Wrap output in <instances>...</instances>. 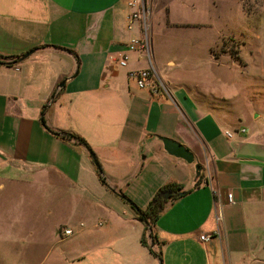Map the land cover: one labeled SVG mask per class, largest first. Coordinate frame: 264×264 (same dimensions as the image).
<instances>
[{"label": "crops", "instance_id": "crops-1", "mask_svg": "<svg viewBox=\"0 0 264 264\" xmlns=\"http://www.w3.org/2000/svg\"><path fill=\"white\" fill-rule=\"evenodd\" d=\"M128 1L0 0V165L7 170L0 174V238L12 243L13 194L35 187L43 200L49 189L58 192V212H67L58 214V230H72L66 236L105 225L72 240L57 264L159 263L141 243L144 226L134 210L102 185L84 144L55 134L65 132L87 142L107 184L141 209L163 186L188 191L168 199L156 221L162 264H264L261 114L228 109L233 94L208 102L196 86L168 76H159L168 94L138 88L128 72L155 68L149 42L158 17L152 13L148 52H128L120 67L126 44L141 36L138 23L128 28ZM161 137L184 145L194 162L166 152ZM120 209L133 215L123 218ZM79 213L103 221L73 230ZM216 229L219 238L199 239Z\"/></svg>", "mask_w": 264, "mask_h": 264}, {"label": "rangeland", "instance_id": "rangeland-1", "mask_svg": "<svg viewBox=\"0 0 264 264\" xmlns=\"http://www.w3.org/2000/svg\"><path fill=\"white\" fill-rule=\"evenodd\" d=\"M140 2L146 9L147 36L152 13L158 17L153 18L149 47L160 77L185 80L197 87L198 97L205 93L212 103H220L221 95L233 94L234 104L229 101L226 107L244 114L260 113L259 120L264 125V0ZM164 15L169 26L165 25ZM170 18L175 24L170 23ZM168 60L174 63L167 64ZM4 168L0 165V174L7 171ZM22 188L11 198L12 243L0 238V264H57L65 250L71 248L72 240L85 233L101 232L105 226L66 236V226L58 230V214H67L58 212V192L45 189L42 200L33 190L35 187ZM127 210L118 212L121 217L130 218L133 213ZM81 216L74 215L68 226L78 229L81 222L92 227L103 221L100 216L94 221ZM109 245L105 242L100 248ZM158 264H162L160 259Z\"/></svg>", "mask_w": 264, "mask_h": 264}, {"label": "built area", "instance_id": "built-area-1", "mask_svg": "<svg viewBox=\"0 0 264 264\" xmlns=\"http://www.w3.org/2000/svg\"><path fill=\"white\" fill-rule=\"evenodd\" d=\"M128 6L132 9L128 17V28L131 29L134 24L138 23L141 36L133 37L126 44V52L120 56V59L118 61L120 67H127L129 60L128 52H148V36L145 23L146 9L144 8V5L141 4L140 0H129ZM128 77L136 82L138 88L148 90L151 94H158L160 92H165L166 94H168L166 86L164 85L156 69L152 65L145 69L130 70L128 72ZM226 134L228 137H232V133L227 132ZM227 197L228 201L232 203V194H228ZM221 218L222 217L219 213L216 214L215 219L217 222H219ZM71 233L72 230L70 228L64 230L65 235H70ZM219 237V229H216L212 232L201 234L199 236V239L203 242H209L212 239Z\"/></svg>", "mask_w": 264, "mask_h": 264}, {"label": "trees", "instance_id": "trees-1", "mask_svg": "<svg viewBox=\"0 0 264 264\" xmlns=\"http://www.w3.org/2000/svg\"><path fill=\"white\" fill-rule=\"evenodd\" d=\"M59 48H61V47H59ZM61 49H64V48H61ZM68 51L74 55V57L77 60V63L79 64V58H78L77 54L74 51H71V50H68ZM20 58L21 57H19L17 59H20ZM0 62H1V59H0ZM16 62H18V60H14V61L9 62V63L14 64ZM42 123L44 124L45 122L42 120ZM55 134L56 135L61 134V136L62 135L63 136L68 135L70 137L77 139L78 141H80V143L84 144L87 147V149L90 151V155H91L92 159H93V157H95L94 153L91 151L90 146L80 136H77L75 134H68L65 132H60V133L55 132ZM96 172H97L98 179L102 183V185H104L111 193L120 197L122 200H124L126 203H128L131 206V208L134 210L137 220L140 221L142 223V225L144 226V230H143L142 235H141L142 245L144 247H146L150 252H152L156 257H158L161 260L160 251L154 250V245H156L158 243L157 236H156L155 231H154L156 221L160 217V214L162 213L164 206H165L166 202L168 201V199L177 198L180 195L188 193V191H185L183 189V187L178 186V185H174V184L163 186L152 197V199L150 200V202L148 203L146 208L141 209L136 204L131 202L125 194H122L121 192L116 191V189L110 187L107 184V182L104 178L101 166H100V168L96 167ZM197 185H199V181L197 182L196 186ZM166 192H170L168 198L164 197ZM148 238H149L150 242H148Z\"/></svg>", "mask_w": 264, "mask_h": 264}, {"label": "water", "instance_id": "water-1", "mask_svg": "<svg viewBox=\"0 0 264 264\" xmlns=\"http://www.w3.org/2000/svg\"><path fill=\"white\" fill-rule=\"evenodd\" d=\"M34 51H35V49L29 50L28 52L23 54L20 59L23 60V59L29 57L32 53H34ZM64 83H65V81L61 82L59 86L60 87L63 86ZM160 139L163 143L164 149L170 155L175 156L177 158H181V159L185 160L187 163H193L194 162L193 153L189 149H187L184 145H182L181 143H179L173 139L167 138V137H161ZM93 161H94L95 166L97 168H100V164L95 157H93ZM196 170L198 172L197 174H199L200 170H201V166L199 164H196ZM169 194H170V192H166L164 197L168 198Z\"/></svg>", "mask_w": 264, "mask_h": 264}]
</instances>
